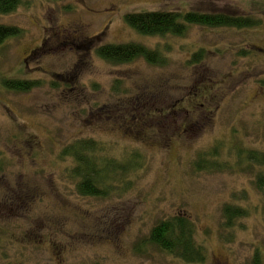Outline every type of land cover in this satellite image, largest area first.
Masks as SVG:
<instances>
[{
	"label": "rangeland",
	"instance_id": "obj_1",
	"mask_svg": "<svg viewBox=\"0 0 264 264\" xmlns=\"http://www.w3.org/2000/svg\"><path fill=\"white\" fill-rule=\"evenodd\" d=\"M22 1L0 15V25L22 31L0 47V264H187L148 243L152 227L178 213L196 224L205 264H248L256 251L264 263L255 172L193 168L221 142L264 152V0ZM152 11L253 16L262 25L149 37L125 22ZM129 43L160 51L165 65L111 64L96 52ZM200 50L205 59L189 64ZM2 79L40 83L17 92ZM86 139L98 142L99 165L138 156L113 176L106 199L79 196L76 163L62 156ZM225 204L248 211L232 230Z\"/></svg>",
	"mask_w": 264,
	"mask_h": 264
},
{
	"label": "trees",
	"instance_id": "obj_2",
	"mask_svg": "<svg viewBox=\"0 0 264 264\" xmlns=\"http://www.w3.org/2000/svg\"><path fill=\"white\" fill-rule=\"evenodd\" d=\"M60 1V0H52ZM23 3L22 0H0V15L15 12ZM127 25L138 34L149 37L176 36L187 34L189 26L208 28H236L240 30L255 29L262 25V20L253 16L242 17L229 14H207L197 11L184 13L170 11H152L130 13L125 17ZM22 31L16 27L0 25V47L10 38H17ZM97 55L111 64H125L137 59H144L154 66H163L166 59L158 50L149 49L142 44L129 43L122 45H104L99 47ZM205 55V56H204ZM250 51L240 50L238 57L247 58ZM206 52L200 50L192 55L189 64L201 63ZM38 81H19L2 79V85L7 90L28 92L39 86ZM100 146L98 142L86 139L75 142L63 150V158H72L76 167L71 171V177L76 181V191L81 197L106 199L112 188L111 183L118 174H127L136 164L138 156L134 154L124 165H118L111 159H104L98 164ZM98 157V158H97ZM231 157L233 160H231ZM130 162V163H129ZM105 163L114 166L103 176ZM196 172H231L254 171V186L264 200V152L257 151L232 140L217 143L206 151H201L193 162ZM121 182V181H120ZM248 216V211L235 204H225L222 208L223 225L232 230L236 224ZM196 224L185 213H178L159 220L151 229L149 244L161 252L180 259L187 264H205L208 261V251L197 238ZM144 241V240H143ZM248 264H264L260 251H256Z\"/></svg>",
	"mask_w": 264,
	"mask_h": 264
}]
</instances>
